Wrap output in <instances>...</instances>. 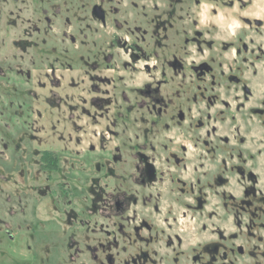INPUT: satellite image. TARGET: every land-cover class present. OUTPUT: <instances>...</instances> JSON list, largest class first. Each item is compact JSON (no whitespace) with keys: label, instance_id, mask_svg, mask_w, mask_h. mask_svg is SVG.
Returning a JSON list of instances; mask_svg holds the SVG:
<instances>
[{"label":"rangeland","instance_id":"374dc122","mask_svg":"<svg viewBox=\"0 0 264 264\" xmlns=\"http://www.w3.org/2000/svg\"><path fill=\"white\" fill-rule=\"evenodd\" d=\"M0 264H264V0H0Z\"/></svg>","mask_w":264,"mask_h":264},{"label":"flooded vegetation","instance_id":"af4514ba","mask_svg":"<svg viewBox=\"0 0 264 264\" xmlns=\"http://www.w3.org/2000/svg\"><path fill=\"white\" fill-rule=\"evenodd\" d=\"M103 19H104V17H103ZM139 157L141 158V163H142V170H139V174L141 176H144V178H145L144 180H142V183L145 182V181H147V182L153 181L154 178H155V170L153 169V167L150 166V164L146 160H144V158H143L144 156L143 155L139 154ZM115 205L117 207H120L121 204L119 202H116ZM116 212H117L116 214H118L119 210H117ZM170 245H172V243H170ZM148 255L149 254H146L144 251H141L138 257L142 261H144V260L148 259ZM132 260H133V258H132ZM133 262L137 263V261H135V260H133Z\"/></svg>","mask_w":264,"mask_h":264},{"label":"water","instance_id":"95a60500","mask_svg":"<svg viewBox=\"0 0 264 264\" xmlns=\"http://www.w3.org/2000/svg\"><path fill=\"white\" fill-rule=\"evenodd\" d=\"M93 14L97 17H100L101 19L104 17L102 9L97 5L93 7Z\"/></svg>","mask_w":264,"mask_h":264}]
</instances>
